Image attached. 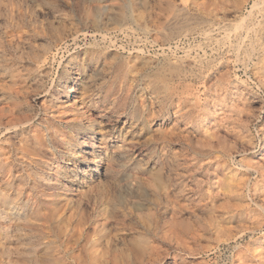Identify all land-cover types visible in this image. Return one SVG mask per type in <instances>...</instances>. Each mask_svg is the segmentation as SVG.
Segmentation results:
<instances>
[{
    "label": "rangeland",
    "instance_id": "obj_1",
    "mask_svg": "<svg viewBox=\"0 0 264 264\" xmlns=\"http://www.w3.org/2000/svg\"><path fill=\"white\" fill-rule=\"evenodd\" d=\"M203 1L0 0V264H264V0Z\"/></svg>",
    "mask_w": 264,
    "mask_h": 264
},
{
    "label": "bare ground",
    "instance_id": "obj_2",
    "mask_svg": "<svg viewBox=\"0 0 264 264\" xmlns=\"http://www.w3.org/2000/svg\"><path fill=\"white\" fill-rule=\"evenodd\" d=\"M207 1L208 0H206V1H203V2H199V3H197V6H198V9H200L201 11L203 10V11H206V14H211V12L213 11V10H211V9H209L208 8V4H207ZM209 2V1H208ZM258 3V2H257ZM256 3V4H257ZM254 4V3H253ZM255 4V5H256ZM262 4V3H261ZM254 5V7H256ZM263 5V4H262ZM257 6H258V4H257ZM187 7V6H186ZM262 7V6H261ZM113 8V7H112ZM253 8V7H252ZM257 8V7H256ZM262 9V8H261ZM177 10V9H176ZM186 10H188V9H186ZM264 11V10H263ZM215 12V11H214ZM253 12V11H252ZM263 13V12H262ZM258 14V13H257ZM252 16H253V14H252ZM1 21V20H0ZM241 21V20H240ZM245 21H243V22H241L238 26H237V28H236V31H237V29L239 30V29H241V30H244V31H246L247 33L249 32V30L250 29H253V28H250V25L249 24H247V23H244ZM212 26V25H211ZM222 27V26H221ZM254 27V26H253ZM11 29V28H10ZM240 30V31H241ZM243 32V31H242ZM250 32H252L251 30H250ZM39 34V33H38ZM89 34V33H88ZM210 35V34H209ZM238 35V34H237ZM244 36V35H243ZM12 37V36H11ZM245 37H246V35H245ZM71 38V37H70ZM67 39V38H66ZM95 39V38H94ZM3 40V39H2ZM1 41V40H0ZM53 41V40H52ZM241 41V40H240ZM249 41H250V39H249ZM3 42V41H2ZM237 42V41H236ZM20 44V43H19ZM237 45V44H236ZM51 46H53V45H51ZM99 46V45H98ZM243 46V45H242ZM241 46V47H242ZM250 47H248L247 49H246V51H247V55L249 56V62H248V65H249V63L250 62H252L254 59V57H257V59H258V62H255V64H256V66H260V69H261V66H263L264 65V52H261L260 51V48H259V46H258V42H256V41H253L252 40V42H251V45H249ZM264 46V45H263ZM66 47V46H65ZM244 47V46H243ZM236 48H238V47H236ZM241 49V48H240ZM239 49V50H240ZM234 52V51H233ZM243 53V52H242ZM241 53V54H242ZM96 54V53H95ZM235 54V53H234ZM244 54V53H243ZM58 55V54H57ZM61 56V55H60ZM247 56V57H248ZM236 57L238 58V59H240L237 55H236ZM74 58H76V56L74 57ZM86 58V57H85ZM94 60V56L93 55H90L89 56V61L91 62V61H93ZM30 62V61H29ZM77 62H79V60H75V61H72V60H70V64L74 67V68H76L77 66H78V64H77ZM239 62V61H238ZM243 62V61H242ZM14 63V62H13ZM10 64V63H9ZM84 64L83 63H81L80 64V66H83ZM250 65H251V63H250ZM59 66V65H58ZM234 66V65H233ZM246 66V65H245ZM248 67V66H247ZM254 67V66H253ZM23 68V67H22ZM54 68V67H53ZM263 69V68H262ZM83 70L85 71L86 69L84 68V69H81L80 70V68H77V73L75 74V75H72V76H74L73 78H72V81L71 82H68L67 84H66V88L68 89V91H69V95H66V98L68 99V101H69V99L71 98V93L72 94H74V96H72V100H73V103L74 104H77V96H76V94H77V92L80 90L79 88H78V86L79 85H82L83 86V83L82 82H84V76H85V74H83ZM246 70V69H245ZM22 71V70H21ZM24 71V70H23ZM71 71V70H70ZM87 72V71H86ZM44 73H47V72H44ZM85 73V72H84ZM51 74V73H50ZM248 74V73H247ZM69 75V74H68ZM86 83V82H85ZM245 83V82H244ZM18 86V85H17ZM12 87V86H11ZM40 89V88H39ZM65 90V89H64ZM50 94V93H49ZM6 97V96H5ZM234 97V96H233ZM243 97V96H242ZM51 98V97H50ZM211 98V97H210ZM252 98V97H251ZM238 99V98H237ZM7 101V100H6ZM32 101V100H31ZM64 101V100H63ZM71 103V102H70ZM209 103V107L211 108V107H215L216 105H214L213 103V99H211V101L210 102H208ZM217 103V102H216ZM62 104V103H61ZM86 104H88V103H86ZM101 105V104H100ZM235 108H237V110H230V118L232 119V122H233V120H234V122L238 119V118H240L243 114H244V110H246L245 109V107L244 106H242L241 105V103H240V101H235V102H233V104H232ZM61 106V105H60ZM68 106V105H67ZM73 107V106H72ZM219 107V106H218ZM62 108V107H61ZM208 108V107H207ZM206 108V109H207ZM261 108V107H260ZM182 109V108H181ZM218 109V108H217ZM219 109H221V110H218V111H216L215 113H214V118H216L215 119V121L211 124V125H213V126H215L216 128L219 126H221V125H223V126H226L227 124H229V122H228V120H220L221 118H223V115L225 114L224 113V110L222 111V109H223V107H220ZM216 110V109H215ZM23 111V110H22ZM61 111V110H60ZM85 111V110H84ZM84 111H83V108H82V106L80 105V103L79 104H77V106L75 107V108H73V116H71L70 117V119H68L67 121H66V123H67V125H66V127H70L72 130H75V137L76 138H78V140H79V146H80V148H82L81 147V145L82 144H86L87 142V140H88V137L87 136H83L82 135V133H84L85 132V128L84 127H82L81 126V122H79V119L81 118H83V114H84ZM207 111V110H206ZM63 112V111H62ZM209 112H211V111H209ZM103 113V112H102ZM105 113V112H104ZM61 114V113H60ZM63 114V113H62ZM70 114V113H69ZM208 114V113H207ZM209 114H211V113H209ZM57 115V114H56ZM104 115V114H103ZM224 116H226V115H224ZM227 116H229V115H227ZM238 117V118H237ZM210 118V117H209ZM217 118H219V120L220 121H218V119ZM118 119V118H117ZM64 120V119H63ZM83 120V119H82ZM115 120V119H114ZM13 121V120H12ZM104 121H105V119H104ZM217 121H218V123H217ZM60 122H61V120H60ZM231 122V123H232ZM5 123V122H4ZM3 123V121H2V114H1V110H0V124H4ZM6 124V123H5ZM100 124H103L102 122H100ZM175 124V123H174ZM6 126H9V124H6ZM90 126H91V124H90ZM102 126V125H101ZM202 126V125H201ZM200 126V127H201ZM232 126H233V124H232ZM4 127V126H3ZM16 127V126H15ZM51 127V126H50ZM162 127V126H161ZM160 127V128H161ZM169 127V126H168ZM234 127V126H233ZM104 128L105 127H102L100 130H102V133H101V140H104V138H106L107 137V135L109 134H107V132L108 131H104ZM164 128V127H163ZM167 128V127H166ZM227 128H228V126H227ZM1 129V128H0ZM168 129V128H167ZM10 130V129H9ZM215 129H213V131H214ZM218 130V129H217ZM87 131V130H86ZM169 131H171V130H169ZM2 132H3V130H2ZM173 132V131H172ZM217 132V131H216ZM21 133V132H20ZM215 133V132H214ZM39 134V133H38ZM216 135V134H215ZM22 136V135H21ZM43 136V135H42ZM164 136H165V134H164ZM40 138V137H39ZM11 139V138H10ZM38 139V138H37ZM12 140V139H11ZM13 141V140H12ZM37 142V141H36ZM39 142V141H38ZM2 144V143H1ZM101 144V143H100ZM27 145V144H26ZM4 146V145H3ZM28 146V145H27ZM93 146H95V147H99L98 146V142H93ZM264 148V143L259 147V149L258 150H256L255 151V155L257 156V157H263L264 156V150H263V153L261 154V155H259V152H260V150L261 149H263ZM186 149V148H185ZM10 150V149H9ZM13 152V151H12ZM95 152V151H94ZM11 153V152H10ZM9 153V154H10ZM0 154H2V153H0ZM5 155L7 154V153H4ZM259 155V156H258ZM7 157V156H6ZM7 158H9V157H7ZM194 158V157H193ZM0 159H1V156H0ZM5 159V158H4ZM197 159V158H196ZM235 159V158H234ZM3 160V159H2ZM19 160V159H18ZM7 162H8V160H7ZM10 164V163H9ZM1 166V165H0ZM5 166V165H4ZM8 166V165H7ZM5 167H3V169H4ZM247 169H249V170H251V171H254L256 174H259V175H263L264 176V163H261V161H259V160H257L255 163H251L250 165H248L247 166ZM4 171V170H3ZM11 171V170H10ZM1 172H2V170H1ZM12 172V171H11ZM15 174V173H14ZM79 175V174H78ZM248 176V175H247ZM9 178H10V176H8ZM79 176H77V178H78ZM2 179V178H1ZM11 179V178H10ZM76 180V179H75ZM1 181V180H0ZM9 181V180H8ZM223 181H225V180H222V179H220V180H217V182H218V187H219V189H220V187H221V185H223ZM248 181V180H247ZM232 182H234L235 183V181L233 180V178L232 177H229L228 178V180H226L225 181V184H226V187H225V190L226 189H228V188H234L235 186H234V183H232ZM228 187V188H227ZM236 188V187H235ZM223 190V189H222ZM231 191V190H230ZM9 198V197H8ZM7 199V198H6ZM15 199V198H14ZM19 201V200H18ZM6 202L8 203V202H10L9 200H6ZM0 204H2V202L0 201ZM5 204V203H4ZM10 205V204H9ZM258 207H259V215L256 217V216H254V218L252 219V223L253 224H255V223H257V224H259V226H263L264 225V202H262L261 204H258ZM10 208V207H9ZM6 211V210H5ZM11 212H12V209L10 210ZM9 212V211H8ZM12 213H16L15 211H13ZM0 214H2L1 212H0ZM23 220V219H22ZM260 227V228H261ZM248 229V228H247ZM253 229H254V231L256 230V229H259V228H255V227H253ZM262 229V228H261ZM248 231V230H247ZM253 233V232H252ZM237 238V237H236ZM230 245V244H229ZM232 255V254H231ZM232 259V258H231Z\"/></svg>",
    "mask_w": 264,
    "mask_h": 264
}]
</instances>
